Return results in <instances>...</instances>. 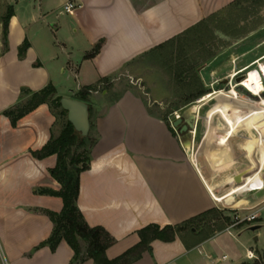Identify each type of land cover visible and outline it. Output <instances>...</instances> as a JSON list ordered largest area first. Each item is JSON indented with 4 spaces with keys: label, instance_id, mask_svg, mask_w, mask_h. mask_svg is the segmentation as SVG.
I'll return each instance as SVG.
<instances>
[{
    "label": "crops",
    "instance_id": "crops-1",
    "mask_svg": "<svg viewBox=\"0 0 264 264\" xmlns=\"http://www.w3.org/2000/svg\"><path fill=\"white\" fill-rule=\"evenodd\" d=\"M29 1L30 10L25 13L13 6L17 0H0L4 6L0 16L9 6L13 11L6 48L0 23V264H93L88 259L73 261L74 253L64 240L54 251L42 246L53 231L47 212L62 209L59 197L42 192L60 189L50 175L56 155L43 159L32 155L60 134L50 105H39L15 126L3 115L49 84L61 96L53 82L57 58L39 45L34 26L42 20L52 33L60 34L61 42H57L63 64L77 80L76 88L69 90L72 95L87 86L96 89L103 82L131 77L141 57L171 45L179 35L237 0ZM68 2L77 5L72 14L63 11ZM24 40L29 48L19 58ZM66 43L71 52L65 51ZM97 44V54L84 59ZM262 55L257 59L262 60ZM95 89L88 96L93 106L85 101L92 144L88 169L79 176L76 203L88 226L101 227L114 239L106 257L114 259L135 246L137 231L147 225L173 226L224 208L229 215L254 213L257 219L229 230L192 229L171 242L154 240L150 251L131 264H253L246 252L264 253L263 245L254 246L264 238V141L263 158L259 150L248 157L243 146L249 137H257L251 107L244 104V109L239 105L235 109L246 114L243 121L195 120L191 134L183 136L172 128L173 121L150 114L132 92L111 100L108 90L99 94ZM221 130L229 132L226 148L218 139L205 143L206 131L217 138ZM241 173H245L244 183L239 186L233 179ZM260 174L263 188L258 190L253 184ZM245 225L259 228L241 231ZM234 229L240 230L232 233Z\"/></svg>",
    "mask_w": 264,
    "mask_h": 264
},
{
    "label": "rangeland",
    "instance_id": "rangeland-1",
    "mask_svg": "<svg viewBox=\"0 0 264 264\" xmlns=\"http://www.w3.org/2000/svg\"><path fill=\"white\" fill-rule=\"evenodd\" d=\"M30 2L32 1L17 0L13 6L27 13L30 10ZM249 5L250 3H242L239 7H228L217 15L205 19L204 22L179 35L171 45L155 49L141 57L136 62L135 73L131 77H124L110 84L103 82L96 87V92L100 94L102 90H108L111 100H118L124 92L130 91L141 100L150 114L171 121L178 115L183 124L209 117L214 121L236 120L235 116L228 114V109H233L235 113L238 105L244 109L245 102L256 104L261 99L264 100V83L258 97H254L244 87L239 86L243 75L247 74L248 79L251 70H260V67L264 66V58L257 59L264 54V3ZM3 9L4 6L0 4V15L4 14ZM2 18L0 16V23ZM51 20L47 19L46 24H50ZM34 29L38 39L42 41L38 42L45 53L48 55L53 53L57 58L53 82L58 93L61 96L80 98L83 88L72 95L69 93V90L76 88L77 80L70 74L66 64H63L64 54L58 43L61 42L60 34L52 33L51 27H47L42 20L37 21ZM1 41L4 43L3 31ZM70 47L71 45L66 43L65 51L71 52ZM61 67L64 69L63 72L60 71ZM246 68H249L247 72L232 79L240 70ZM224 80L228 82L223 84ZM61 96L55 91L47 98L55 118V126L60 132L67 123L66 113L63 114L61 107L55 103ZM98 96H95V99ZM30 97L17 105V108L22 109L30 101ZM85 99L93 106L94 101L91 98L86 96ZM219 104L222 106L215 108ZM256 115L262 121L261 127L264 131V109L257 108ZM248 121L246 119V123ZM249 136L254 134L249 133ZM84 138H87L86 144L78 149L73 148L72 152L76 150V153L88 154L92 140L88 135ZM199 140L198 138L197 141ZM258 180L253 186L263 185L261 174ZM235 214L238 213L229 215L223 208L210 218L215 217L216 223L225 226L223 218L229 217L231 221ZM261 217L264 219V213ZM214 223L209 220L200 221L195 223V227L212 232L216 229ZM249 226L245 225L241 231ZM239 230L234 229L232 233ZM245 233L251 235V232ZM260 245L264 246V238L254 246L260 249ZM85 247L86 245L80 241V255ZM251 250L255 252V249ZM255 255L258 260L252 263L264 264V253L255 252Z\"/></svg>",
    "mask_w": 264,
    "mask_h": 264
},
{
    "label": "trees",
    "instance_id": "trees-1",
    "mask_svg": "<svg viewBox=\"0 0 264 264\" xmlns=\"http://www.w3.org/2000/svg\"><path fill=\"white\" fill-rule=\"evenodd\" d=\"M259 2L264 3V0H237L229 5V7H239L242 3H250L249 6H252L257 5ZM12 15V7L9 6L2 18L4 48H6L7 23ZM28 48L29 43L27 40H24L23 44L18 48L19 58L24 56ZM99 49L100 44H97L90 53L84 56V59L92 58L97 54ZM94 89L95 87L92 86L84 87L80 93V98L75 99L85 102L86 96H89ZM54 92L55 88L49 84L42 90L32 93L30 101L22 109H18L17 106H15L4 111L3 115L10 120L12 126H15L16 122L23 116L33 111L39 105L48 103L47 98ZM200 95L202 94H198V96ZM59 100L60 98H57L55 101L58 107H60ZM62 113L65 114L66 111L62 110ZM86 142L87 138L80 137V135L75 132L72 125L67 121L57 137H51L41 150L32 152L33 157L37 159L56 155V165L50 170V175L60 185V189L57 192L47 190L42 192L59 197L62 200V209L59 213L47 212V215L53 223V231L42 246L47 245L51 251H54L58 243L64 240L72 249L74 253L73 261L75 262H83L88 259L92 260L93 264H131L138 260L143 252L150 251L149 244L152 241L160 240L163 242H171L176 236L181 237L185 232H191L192 229L197 230V227H195V223L197 222L206 220L215 222L216 229L212 230V232L223 230L231 223L229 217L223 218L225 226L216 223L215 217H210L217 214L218 211H208L173 226L168 225L159 227L154 224L147 225L137 231L139 242L135 246L128 249L120 256L109 260L105 255V251L114 243V239L103 228L88 226L76 203L79 192V176L81 172L88 169L89 157L88 154H86L87 152L76 153V150L72 152V149L83 147ZM80 241L86 245L83 256L80 255Z\"/></svg>",
    "mask_w": 264,
    "mask_h": 264
},
{
    "label": "bare ground",
    "instance_id": "bare-ground-1",
    "mask_svg": "<svg viewBox=\"0 0 264 264\" xmlns=\"http://www.w3.org/2000/svg\"><path fill=\"white\" fill-rule=\"evenodd\" d=\"M248 70H249V68L240 70L237 74L234 75V77L232 79H234L235 77H237L240 74L247 72ZM246 77H247V74L243 75L242 80H240L242 82L239 84V86L244 87L246 89V91L249 94H252L254 97H258L262 91V84L264 83V66H261L260 70H251L249 72L248 79H246ZM233 92H234V90H232V93ZM221 94L223 95L224 93H221ZM245 104L250 106L251 110H253V114L250 116V120L252 121L253 128L256 130L257 137H255V138L249 137L243 147H244L245 151L247 152L248 157H251V155L254 153L255 150H259L261 153V156H262L261 158H263L262 144L264 141V131L262 130V127H261L262 125H261L260 121L256 118L255 109L257 107L264 109V100L261 99L260 102H258L256 104L250 103V102H245ZM220 106H222V105L219 104L216 107H220ZM227 112L231 116L233 115L236 118L240 119L241 121H243L244 116H246V114H244V112L235 111V113H234L233 109L232 110L228 109ZM231 112H233V113H231ZM228 134H229L228 130H223V131L221 130V131H218L217 138H212L210 131H206V133L204 135V139H205L204 141H205V143L206 142L208 143L211 140L213 141V139H218L217 141H219V143L223 147L226 148L227 145H226L225 137ZM262 165H263V163H262Z\"/></svg>",
    "mask_w": 264,
    "mask_h": 264
},
{
    "label": "water",
    "instance_id": "water-1",
    "mask_svg": "<svg viewBox=\"0 0 264 264\" xmlns=\"http://www.w3.org/2000/svg\"><path fill=\"white\" fill-rule=\"evenodd\" d=\"M239 81V79H238ZM226 84L228 81H222ZM59 104L62 110L66 111L67 121L72 125L75 132H77L80 137H86L89 132L90 121H89V108L88 104L70 97H61ZM192 120L190 123H184L181 118H177L172 122V128L179 129V135H190V130L192 128ZM245 173L238 174L234 177L233 181L236 185H242L244 183ZM259 226L250 227V231H255Z\"/></svg>",
    "mask_w": 264,
    "mask_h": 264
},
{
    "label": "built area",
    "instance_id": "built-area-1",
    "mask_svg": "<svg viewBox=\"0 0 264 264\" xmlns=\"http://www.w3.org/2000/svg\"><path fill=\"white\" fill-rule=\"evenodd\" d=\"M77 8V5L75 3H72V2H68L64 5L63 7V11L66 13V14H72L74 12V10ZM179 118L178 115H175V119ZM173 119V121L175 120ZM256 188L258 190L262 189L263 188V185H260V186H256ZM217 200V199H215ZM257 217L256 215L253 213V214H248V215H245L243 217L239 216L238 214H235L231 220V223L226 227L225 230H229V229H233L234 227L242 224V223H250V222H253L254 220H256ZM246 259L249 260V261H255V260H258L257 256L255 255V253L253 251H247L246 252Z\"/></svg>",
    "mask_w": 264,
    "mask_h": 264
}]
</instances>
